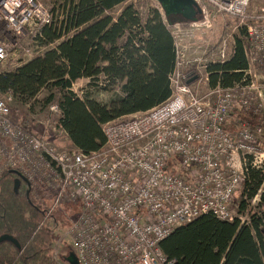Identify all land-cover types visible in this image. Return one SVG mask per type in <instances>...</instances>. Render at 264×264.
Wrapping results in <instances>:
<instances>
[{"label":"built area","instance_id":"obj_1","mask_svg":"<svg viewBox=\"0 0 264 264\" xmlns=\"http://www.w3.org/2000/svg\"><path fill=\"white\" fill-rule=\"evenodd\" d=\"M129 1L137 9L138 1ZM193 1L201 17L183 28L167 25L156 0L150 5L169 31L181 35L180 30L193 36L211 12L239 19L246 38V83L206 86L199 94L184 81L191 73L180 68L190 61L181 59L178 38H173L169 97L131 118L102 123L104 143L87 152L59 149L16 124L10 107L15 97L0 91V176L18 171L27 187L36 178L57 187L61 177L79 208L68 227L79 264H172L160 242L202 214L231 221L230 203L247 167L264 170L257 131L246 123L235 130L225 127L236 111L256 114L263 98L264 86L250 75L255 66L264 69V14L245 20L250 0ZM53 18L43 0H0V73L9 72L1 70L4 65L19 67L18 55L30 60L54 48L58 41L41 47L36 56L30 48ZM218 52V62L228 59L224 41ZM48 108L60 114L57 103Z\"/></svg>","mask_w":264,"mask_h":264},{"label":"trees","instance_id":"obj_2","mask_svg":"<svg viewBox=\"0 0 264 264\" xmlns=\"http://www.w3.org/2000/svg\"><path fill=\"white\" fill-rule=\"evenodd\" d=\"M124 2L60 1L58 14L52 13V23L44 26L37 38L41 45L58 41L54 48L11 72L0 73V91H11L23 102L34 99L43 89H56L60 96L56 126L75 148L85 152L104 143L102 123L146 111L171 93L168 76L175 65V49L168 27L155 9L148 8L145 15H140L131 3L113 17L110 11ZM188 24L179 23L182 27ZM240 33L230 58L206 66L209 87H231L248 81L244 75L248 67L246 38L242 29ZM184 72L191 73L185 82L199 75L191 70ZM100 77L101 90L117 87L120 95L100 103L88 95L77 98L70 90L77 79L87 78L96 86ZM251 117L256 116L239 111L225 127L235 130L242 123L250 125ZM15 178L10 171L0 176V236L9 235L17 242H0V264H53L50 231L44 225L52 214L46 216V209L30 196V190H21L26 187L24 182L15 192ZM263 179L261 170L247 167L245 194L236 205L238 213L248 208ZM258 203L260 211L251 213L247 222L238 217L221 221L202 214L174 229L160 247L172 264H264V187Z\"/></svg>","mask_w":264,"mask_h":264},{"label":"rangeland","instance_id":"obj_3","mask_svg":"<svg viewBox=\"0 0 264 264\" xmlns=\"http://www.w3.org/2000/svg\"><path fill=\"white\" fill-rule=\"evenodd\" d=\"M60 1L62 2V0H43L44 4L54 15L58 14ZM137 1V6L141 7V9L137 7V11L141 12L142 15H145L148 8H151V0ZM127 3H130V1L126 0V2L115 6L110 11V14L113 17H116ZM263 14L264 0H250L245 20L252 21L255 17ZM206 19L207 22L205 25L201 26L199 29H195L193 36H191L190 33H185V31L181 30L179 32H181L182 35L177 34L176 31H173L174 29H170L173 38H175V40L178 38V48L181 52V59L190 61L187 64H182L180 70L183 72L191 70L192 74L194 73L193 71H195L200 75H194L199 76L200 78L197 82L191 85L199 94L204 93L206 86H209L208 74L207 77L205 76L207 73L205 72L206 66L218 62V50L222 42H225L226 58H230L233 53L232 48L235 37L241 36V29L243 30V26L239 19L229 15L211 12L207 15ZM180 28L183 27L180 26ZM37 43V46H35V44L30 46L31 52L34 56H36L37 51L39 52L40 48L44 46L39 42ZM18 59L19 61L17 64L22 62L19 66L28 61L27 56L18 55ZM1 70H8L9 72L13 71L10 65H4ZM198 71H201V73ZM252 71L253 72L250 75L251 79L258 85L264 86V69L255 66ZM204 81L206 83H204ZM96 84L97 85L95 86L94 83L90 82L87 78H80L72 83L70 90L77 98L82 99L85 95H88L90 98L100 103H107L111 98L120 95V90L117 89V87L115 89H110L109 91H103L100 89L103 85V77H100ZM59 97V92L51 87L41 90L34 99L27 102L15 98L10 106L11 117L16 124L26 128L31 134L47 138L59 149L70 150L75 147L72 145L66 133L56 126L58 115L51 112L48 108L51 103L58 104ZM256 107L257 113H250L251 115L256 116L254 118L251 117L252 121H250V125L253 130L257 131L259 147L264 149V94ZM237 112L238 111L234 112V114ZM234 114H232L231 117ZM132 116L133 115L126 116L125 118L128 119ZM261 171L264 173V170ZM56 184L58 185L57 187H51L45 180L36 178L31 183L29 182V187H21V190H26V188L27 190H30V196L36 202L43 205V208L46 210L54 205L51 211V217L44 220L46 221L44 222V225L49 229L51 237V244L49 246L50 258L53 261V264H68L65 258L70 251H72L70 237L68 235V227L71 220L78 214L79 208L77 202L72 201L69 197V188L63 187L65 185L62 184L60 176L57 177ZM263 187L264 179L257 194L248 201V208L243 213H238L236 205L243 199V195L245 194L243 182L238 186L230 203L233 218L238 217L241 221L247 222L251 213H257L260 211L258 202L259 194Z\"/></svg>","mask_w":264,"mask_h":264},{"label":"water","instance_id":"obj_4","mask_svg":"<svg viewBox=\"0 0 264 264\" xmlns=\"http://www.w3.org/2000/svg\"><path fill=\"white\" fill-rule=\"evenodd\" d=\"M162 7L164 18L167 25L172 26L179 23H191L196 22L201 17L200 7L193 0H156ZM196 79V76L190 78L187 83H191ZM16 178L13 182V189L16 192L20 183H26L25 178L15 170H11ZM28 184V183H26ZM4 240H9L17 245L14 238L9 235L0 236V242ZM66 261L68 264H79L77 258L73 251L66 256Z\"/></svg>","mask_w":264,"mask_h":264},{"label":"crops","instance_id":"obj_5","mask_svg":"<svg viewBox=\"0 0 264 264\" xmlns=\"http://www.w3.org/2000/svg\"><path fill=\"white\" fill-rule=\"evenodd\" d=\"M206 80V79H205ZM204 83H206L205 81H204Z\"/></svg>","mask_w":264,"mask_h":264},{"label":"flooded vegetation","instance_id":"obj_6","mask_svg":"<svg viewBox=\"0 0 264 264\" xmlns=\"http://www.w3.org/2000/svg\"><path fill=\"white\" fill-rule=\"evenodd\" d=\"M232 221V220H231Z\"/></svg>","mask_w":264,"mask_h":264}]
</instances>
